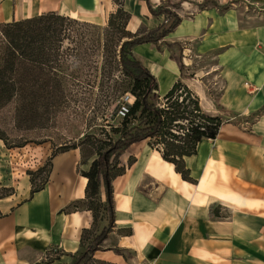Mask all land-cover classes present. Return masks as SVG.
<instances>
[{"label": "crops", "instance_id": "crops-1", "mask_svg": "<svg viewBox=\"0 0 264 264\" xmlns=\"http://www.w3.org/2000/svg\"><path fill=\"white\" fill-rule=\"evenodd\" d=\"M160 2L149 0L152 8ZM226 3V8L196 6L198 12L181 17L163 39L181 44L201 34L204 73L211 89L218 87L216 98L191 86L184 71L180 77L166 49L146 63L155 79L156 72L167 77L161 95L179 79L198 96L204 112L224 119L215 139H202L196 154L184 157L197 182L182 180L146 141L128 147L119 159L124 173L112 181L114 227L102 243L105 251H96L95 259L112 264H264V4L246 11L217 2ZM124 7L130 28L138 17L153 19L144 1L124 0ZM115 8L112 0H0V23L47 12L100 17ZM185 53L184 70L198 77L195 59ZM31 150L22 159L20 149L0 140V188L12 189L0 198V264H70L93 223L90 211L62 212L84 199L87 180L77 172L79 151L55 155L46 184L31 194L26 172L48 156L45 150ZM211 206L219 207V217H212Z\"/></svg>", "mask_w": 264, "mask_h": 264}, {"label": "trees", "instance_id": "trees-1", "mask_svg": "<svg viewBox=\"0 0 264 264\" xmlns=\"http://www.w3.org/2000/svg\"><path fill=\"white\" fill-rule=\"evenodd\" d=\"M140 1L145 2L152 17L163 15L170 22L166 27L139 35L132 34L120 42L117 63L121 73L129 80L128 92L132 100H115L114 104L111 103L114 106L110 110L109 119L120 115L118 124L114 126L107 118H103V124L96 134L85 129L77 142L59 146L51 152L43 166L35 172H26L30 176L36 172H44L45 175L41 187L34 186V181L30 180V193L33 194L46 184L51 160L55 155L73 149L79 151L77 172L87 180L84 199L71 202L62 212L90 211L93 223L90 230L83 232L81 251L70 264H86L93 260L106 263L94 259L93 256L96 251H105L102 243L114 227L112 181L124 173L119 159L128 147L146 141V145L157 151L162 160L173 165L174 171L182 180L196 183L197 178L185 167L184 157L195 155L197 145L202 139H215L224 123L220 115L213 116L204 112L198 96L181 80L175 81L164 95L158 93L155 77L133 56L132 49L152 43L160 50L163 42L169 59L174 61L182 77L184 65L181 44L163 41L181 19L177 13L162 5L152 8L149 0ZM112 2L117 8L109 15L106 29L124 28L129 15L121 2ZM195 5L199 9L208 5L226 8L228 3L220 6L215 0H203ZM82 27L87 30L86 34L81 31ZM105 34V30L96 25L80 24L77 20L57 12L0 23V110L8 105L13 107L12 118L16 129L30 131L43 128L50 113L55 116L63 108L75 103L73 98L76 97L75 92H78L81 83L91 86V80L81 82V76L75 75L74 70L69 71L68 66L86 60L80 58L83 55L80 52L81 47L84 45L88 46L86 48L89 54L86 55L96 64L95 54H102L106 46ZM64 40L72 46L62 48ZM3 135L0 132V140L8 147ZM82 166L87 168L82 169ZM101 188L104 199L101 197ZM11 193V188H0V198ZM97 210H100L102 217L101 227L98 228L95 225ZM210 214L212 217H219V207L211 206ZM113 251L123 255L118 249Z\"/></svg>", "mask_w": 264, "mask_h": 264}, {"label": "rangeland", "instance_id": "rangeland-1", "mask_svg": "<svg viewBox=\"0 0 264 264\" xmlns=\"http://www.w3.org/2000/svg\"><path fill=\"white\" fill-rule=\"evenodd\" d=\"M118 1L122 3L123 9L128 13V11L124 7V0ZM200 1L202 0H161L159 5H162L167 10L177 13L181 19V17L191 18V15L193 13L198 12L196 10L198 8L194 6V3ZM216 1L219 3L221 1H226L230 3V6L232 8H241L246 11H251L250 9H253L254 5L264 4V0ZM114 5L117 8V5ZM110 14L111 13L101 14L100 17H70L80 22V24H93L100 27V29H104L107 38L103 53L99 54L97 52L95 54V59H97L96 64H93L91 62L93 61V59L91 60V58L86 55V53L89 54V51L86 48L88 46L84 45L81 47L80 52L83 53V55H81L80 58L83 60L86 58V60L78 61L73 65L68 66L69 71L74 70L75 75L81 76V78H79L81 79V82L91 80V86L81 83L80 88L77 89L78 92H75L76 97L73 98L75 103H72L68 107L63 108L62 112L56 114L55 116L53 113H50L49 118L45 122V126L43 128H37L30 131H21L14 127L12 118L13 107L11 105H8L0 110V132L4 134L3 136L6 140L5 143L8 147L21 150L20 155L22 159H24L23 156H27V153L32 152L31 149H36L37 152L40 151V149L45 150L46 152H48V158L51 152L56 150L59 146L77 142L78 139L81 138V133L84 132L85 129H87V132L94 131V133L96 134L103 124V118H107L109 122L114 126L118 124L120 115H118L115 119H109L111 112L110 110L114 106L111 105V103L114 104L115 100H118V102H130L132 100V97L128 92L129 80L121 73L120 67L117 63V50L119 44L123 40L128 39V37L132 34L139 35L150 30L166 27L169 24L170 19L166 18L163 15L152 17V20H146L143 17H138V21H131L132 27L130 28V14L128 13L129 20L125 24L124 28L110 30L108 28L106 29ZM81 31L86 34L87 30L82 27ZM200 35L201 34H197V38H188L181 42V46L183 48L182 56L184 57L183 53L186 52L185 56H187L188 58H192L193 60L195 59L196 63L194 67L200 69L198 77L193 76V73L187 74V72L183 69L186 77L185 79H187V81L191 83V86H201L208 91V94L216 98L218 87H216V89L214 90L211 89L210 81H208V77L204 73L206 64L205 57H202L204 51L202 50L203 46L200 44ZM68 46L72 45L69 44L67 40H64L62 48H66ZM160 46L161 49L157 50L154 44L150 46L146 44L139 45L135 47V57L141 62L144 67H149V65H147L146 63L152 58L153 53H156L157 56H160L161 53L166 52L163 42L160 44ZM153 63L156 66L155 62ZM155 75L158 84V93L161 95L164 88L167 86L168 80L166 76L160 74L159 72H156ZM165 93H163V95ZM46 160H44L42 165H39V167L43 166ZM20 166L22 167L23 164L21 163ZM35 167H33V170L28 169V171L35 172L39 168ZM84 168H87V166H82V169ZM44 176V172H36L32 176L28 175L29 179L34 181V186L36 187H41L43 185ZM96 214L97 219L95 225L98 228L101 227L100 218L102 217L100 215V210H97ZM102 247L104 249L105 245H102ZM128 257H130L129 254ZM107 263L112 264L109 262L101 263L95 260L90 261L86 264Z\"/></svg>", "mask_w": 264, "mask_h": 264}, {"label": "built area", "instance_id": "built-area-1", "mask_svg": "<svg viewBox=\"0 0 264 264\" xmlns=\"http://www.w3.org/2000/svg\"><path fill=\"white\" fill-rule=\"evenodd\" d=\"M52 252L55 253L56 252V249H53Z\"/></svg>", "mask_w": 264, "mask_h": 264}]
</instances>
